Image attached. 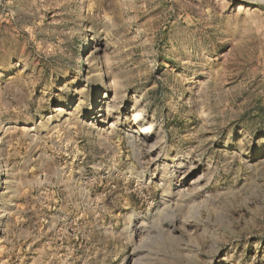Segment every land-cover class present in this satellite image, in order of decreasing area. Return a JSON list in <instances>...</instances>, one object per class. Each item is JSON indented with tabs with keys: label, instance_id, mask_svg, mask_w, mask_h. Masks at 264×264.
<instances>
[{
	"label": "rangeland",
	"instance_id": "374dc122",
	"mask_svg": "<svg viewBox=\"0 0 264 264\" xmlns=\"http://www.w3.org/2000/svg\"><path fill=\"white\" fill-rule=\"evenodd\" d=\"M0 264H264V0H0Z\"/></svg>",
	"mask_w": 264,
	"mask_h": 264
},
{
	"label": "bare ground",
	"instance_id": "6f19581e",
	"mask_svg": "<svg viewBox=\"0 0 264 264\" xmlns=\"http://www.w3.org/2000/svg\"><path fill=\"white\" fill-rule=\"evenodd\" d=\"M142 129L140 130V132L142 133V134H145L146 133V130L149 128V129H153V126H152V124H150V123H146V124H143L142 125Z\"/></svg>",
	"mask_w": 264,
	"mask_h": 264
}]
</instances>
